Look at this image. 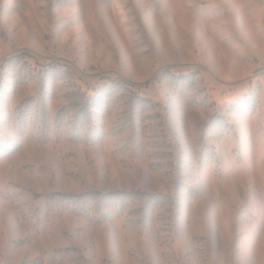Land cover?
<instances>
[{
  "label": "rangeland",
  "instance_id": "obj_1",
  "mask_svg": "<svg viewBox=\"0 0 264 264\" xmlns=\"http://www.w3.org/2000/svg\"><path fill=\"white\" fill-rule=\"evenodd\" d=\"M0 264H264V0H0Z\"/></svg>",
  "mask_w": 264,
  "mask_h": 264
},
{
  "label": "trees",
  "instance_id": "obj_2",
  "mask_svg": "<svg viewBox=\"0 0 264 264\" xmlns=\"http://www.w3.org/2000/svg\"><path fill=\"white\" fill-rule=\"evenodd\" d=\"M6 59H7V58H6ZM6 59H5V60H6Z\"/></svg>",
  "mask_w": 264,
  "mask_h": 264
}]
</instances>
